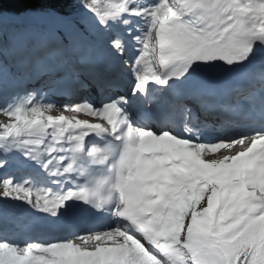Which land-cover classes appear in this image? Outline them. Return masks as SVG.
Wrapping results in <instances>:
<instances>
[{"label":"snow or ice","instance_id":"6c2138e0","mask_svg":"<svg viewBox=\"0 0 264 264\" xmlns=\"http://www.w3.org/2000/svg\"><path fill=\"white\" fill-rule=\"evenodd\" d=\"M0 264H264V0H0Z\"/></svg>","mask_w":264,"mask_h":264}]
</instances>
